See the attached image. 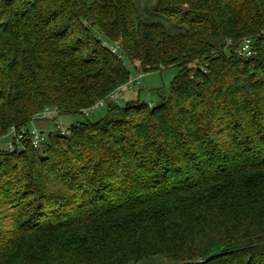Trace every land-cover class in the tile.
Instances as JSON below:
<instances>
[{"label":"trees","instance_id":"16d2710c","mask_svg":"<svg viewBox=\"0 0 264 264\" xmlns=\"http://www.w3.org/2000/svg\"><path fill=\"white\" fill-rule=\"evenodd\" d=\"M123 59L170 96L112 109ZM102 100L0 151V264H264V0H0V138Z\"/></svg>","mask_w":264,"mask_h":264},{"label":"rangeland","instance_id":"374dc122","mask_svg":"<svg viewBox=\"0 0 264 264\" xmlns=\"http://www.w3.org/2000/svg\"><path fill=\"white\" fill-rule=\"evenodd\" d=\"M135 1L139 3L144 10H151L152 5L156 0ZM93 33L94 35L99 37L98 33L95 30H93ZM123 63L129 71L130 82H132V85H130V82H128L125 87L123 86L124 88H121L122 90L120 89L118 93H113L115 96L114 103L119 109L124 108L128 103H134L137 101H139L141 104L157 106L160 104L162 99H167L170 96L171 85L178 75V69L176 67L161 69L159 71L144 72L139 69L138 65L136 71L134 64H132L128 59H123ZM106 101L110 104L112 109L115 108V105L112 103L113 100L111 96L108 97ZM108 114V107L105 110H99L95 112L94 115L92 114L90 116H82L80 114H77L59 117L56 113L54 115H51L50 117L48 116L46 118H40L34 121L33 124H30L29 128L35 127L42 133L46 134L47 137L52 132L65 136L72 125L83 122L86 119L95 123ZM110 116L119 118L121 114L120 111L115 110L111 113ZM11 142V137L8 136L3 138L0 141V151L8 152V146ZM143 264H171V262L167 258L158 257L148 259L144 261Z\"/></svg>","mask_w":264,"mask_h":264},{"label":"built area","instance_id":"2783aa9c","mask_svg":"<svg viewBox=\"0 0 264 264\" xmlns=\"http://www.w3.org/2000/svg\"><path fill=\"white\" fill-rule=\"evenodd\" d=\"M111 50H112L113 54H117L119 47L118 46L113 47ZM241 51H242V54H245L247 57H250L252 54L248 43L244 46V48ZM130 85H132V82H130ZM130 88H131V86H130ZM119 91H120V89H119ZM111 98H112V100H114V98H115L114 94L111 95ZM104 105H105L104 101L97 102L93 108L86 110L83 113L85 116H89V115L93 114L96 109L103 108ZM54 114H56V112H54L52 110L51 111L45 110L44 112L39 114V116L37 117L36 120H38L40 118H46L48 116L50 117L51 115H54ZM9 137L12 138V142L8 146V152L12 153L15 151L24 152L26 150L25 142L27 140L30 141L31 145L34 148H36V149L40 148L43 145V143L46 141L47 135L44 133H41L35 127L29 128V129H22L21 131H18L17 129L12 128L10 133H9ZM1 140L2 139H0V141Z\"/></svg>","mask_w":264,"mask_h":264}]
</instances>
